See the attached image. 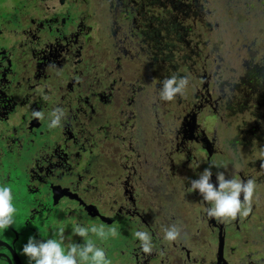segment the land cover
<instances>
[{"label": "flooded vegetation", "instance_id": "flooded-vegetation-1", "mask_svg": "<svg viewBox=\"0 0 264 264\" xmlns=\"http://www.w3.org/2000/svg\"><path fill=\"white\" fill-rule=\"evenodd\" d=\"M167 2L171 7L172 0ZM99 10L109 61L101 73L105 78L97 79L90 72L104 62L93 63L87 52L102 48L99 37L91 47L94 37L88 22ZM119 15L107 0H0V185L23 190L13 225L0 230V264H34L22 254L29 237L58 238L59 227L65 229V246H83L91 239L111 264H264V159L225 163L218 139L198 122L207 105V111L222 118L219 101L206 102L211 93L198 85L202 80L205 86L214 73L206 75L207 64L201 66L200 72L186 76L192 98L185 96L186 89L177 105L162 106L150 86L151 72H161L157 65L167 70L170 59L161 52L153 59L148 52L134 57L141 49L137 42L147 43L146 25L129 14L124 20ZM174 16L172 20H187L177 12ZM125 27L133 39L127 33L117 36ZM223 92L218 85V93ZM55 108L63 109L65 116L52 134L45 131L46 121L50 123ZM34 110L45 118H33ZM166 112L169 124L164 130L158 115ZM149 114L157 118L151 157L134 148L136 122ZM237 114L245 129L260 121L248 120L247 112ZM242 123L233 126L243 132ZM246 136L239 133L237 138ZM208 167L214 186L217 172L255 181L247 217L222 221L207 215L212 205L190 186ZM18 169L29 181L14 176ZM58 177L70 182L54 183ZM76 224H102L106 231L114 227L117 235L101 240L90 233L82 238L73 233ZM173 224L181 227V238L168 242L164 229ZM137 231L151 235V254L143 253Z\"/></svg>", "mask_w": 264, "mask_h": 264}, {"label": "rangeland", "instance_id": "rangeland-1", "mask_svg": "<svg viewBox=\"0 0 264 264\" xmlns=\"http://www.w3.org/2000/svg\"><path fill=\"white\" fill-rule=\"evenodd\" d=\"M198 3L202 5L205 4V6H203L201 10H198V12L186 11L193 15L196 20L195 28L199 33V46L202 47L204 51L208 50L212 53V57L206 62V75L214 73L212 76L210 74V80L207 81L205 86L201 84L202 80L198 81V85L201 89L205 88L203 91L211 93L210 99H204L206 102L210 101L214 103L215 101H219L221 107L218 111L222 116V118L218 116L214 117L211 112L207 111V105V107H202L203 110L198 122L201 127L207 131L208 135L218 139V141H216L220 145L218 149H222L223 155L226 156L225 158L220 157V160H224L225 163L234 162L236 159H264V149L262 146H258L256 141H253L251 145L241 143L240 141H234L239 133L243 136V132H239L238 128L233 126V124H240V121H242V128L245 129L244 121L240 114H227L228 109L225 108L226 98L218 93V84L220 81L224 80L228 83H232L243 74L244 68L242 63L245 57L251 56V58L257 59L261 52L264 53V0H198ZM91 5V3L86 4L88 13L92 9ZM88 22L90 23L89 30L93 31L94 37V40H91V47H95L98 37L102 44V48H96L91 52H87V56L91 58L93 63L104 62L99 65L96 70H93L94 72H90V75L99 79L103 77L101 73L106 63L109 61V59L106 60L107 51L105 50V46L107 44L102 12L100 10L97 11L92 17H89ZM91 53H93V55H91ZM212 59H214V63ZM107 73L108 77L110 73ZM212 78H215L217 81L211 83ZM87 81H89V79H87ZM190 89L186 90L185 96L187 95V97L192 98L191 93L193 92H191ZM227 91L229 90H224V92ZM168 117V112L162 116H160V114L158 115V121H161L162 129L164 130L169 124ZM47 118L48 116H46V119ZM249 119L250 117L248 116V120ZM108 121L109 119H104L106 127L110 125ZM155 121H157V118H153L149 114L146 117H141L134 127V135L138 138L134 143V148L144 151L148 154V157L154 155V149L156 148V139L152 136ZM46 123V127H48L49 124L47 121ZM56 128L48 127L45 131L53 134ZM147 144L151 145L149 150L146 148ZM200 155L201 151H198V156ZM259 164L263 167L261 162ZM230 166L231 168L241 169L232 164ZM229 172L231 171L228 170L227 174ZM49 173L50 170L48 168L44 176L49 175ZM242 175L245 176V174ZM14 176L21 177L23 183L29 181L28 179L24 180V172H22L21 169H18ZM147 176H149L148 173ZM228 178L231 177L228 176ZM58 179L62 180L64 185L70 182L69 178L60 177L54 179L53 182H57ZM152 185L153 183L151 182L150 187ZM10 187L13 189V204L15 207H18L22 202L23 190L13 184H11ZM145 187V191H148V187ZM45 191L49 190L46 189ZM261 213L263 216L264 211ZM252 223L255 226L259 224L257 219H254ZM135 245L137 244L134 243V246Z\"/></svg>", "mask_w": 264, "mask_h": 264}, {"label": "trees", "instance_id": "trees-1", "mask_svg": "<svg viewBox=\"0 0 264 264\" xmlns=\"http://www.w3.org/2000/svg\"><path fill=\"white\" fill-rule=\"evenodd\" d=\"M111 1L112 7L118 10L119 16L124 20L127 15L133 16L138 23L146 25L147 43L137 42L141 45L138 52H133V56L148 52L151 59L155 53H160L170 59V66L167 70L161 65H157L160 71L151 72V89L157 90L159 94L162 88V81L171 76L177 78L186 77L197 70L201 71V66H206L205 57H212L210 51H204L199 45V33L196 31V20L186 10L198 12L205 4H199L198 0H172L169 7L167 0H107ZM174 12L180 13L187 20H173L176 18ZM131 30L125 27L117 33V36L129 34ZM145 37V36H144ZM111 41L114 44L113 39ZM137 53V54H136ZM123 58V57H122ZM126 60L125 58H123ZM213 63H214V59ZM214 65V64H213ZM198 66V68H196ZM242 66L244 68L235 82L228 83L224 80L219 82L226 98L228 109L227 114L247 112L251 120H260L257 127H249L243 133L247 136L243 139L235 138L234 141H244V144L251 145L256 141L258 146L264 149V53L261 52L257 59L245 57ZM179 95L175 102L159 99L162 106L174 107L178 103ZM255 136L257 139H254ZM243 137V136H242ZM201 173V172H200Z\"/></svg>", "mask_w": 264, "mask_h": 264}, {"label": "clouds", "instance_id": "clouds-1", "mask_svg": "<svg viewBox=\"0 0 264 264\" xmlns=\"http://www.w3.org/2000/svg\"><path fill=\"white\" fill-rule=\"evenodd\" d=\"M189 85L186 77L177 78L171 76L162 81V88L159 97L164 101H173L177 95L183 96ZM65 113L61 108H55L50 113L49 128L61 126ZM32 117L43 120L45 114L42 111H33ZM211 167L205 168L198 179L191 181V191H197L205 202L212 205L206 209L207 215L211 218L227 221L235 220L238 216L247 217L252 210V203L256 189L255 181L252 179L243 180L233 176L226 178L223 172L216 173L218 186L211 182ZM242 197V199H241ZM17 209L13 204V189L10 186L0 185V230H6L13 225ZM64 227L57 230L58 238H49L37 241L29 237L23 246L22 254L34 264H111L103 248L98 247L91 239L81 246L79 244H64ZM181 227L173 224L164 229V240L177 242L181 238ZM73 233L82 238L94 234L101 240L107 239L109 235L116 236L117 229L110 228L107 231L101 224L90 228L76 224ZM135 237L140 241V246L145 254L153 251L152 237L148 232L137 231Z\"/></svg>", "mask_w": 264, "mask_h": 264}, {"label": "water", "instance_id": "water-1", "mask_svg": "<svg viewBox=\"0 0 264 264\" xmlns=\"http://www.w3.org/2000/svg\"><path fill=\"white\" fill-rule=\"evenodd\" d=\"M192 120H193V123H194V115L192 116Z\"/></svg>", "mask_w": 264, "mask_h": 264}]
</instances>
